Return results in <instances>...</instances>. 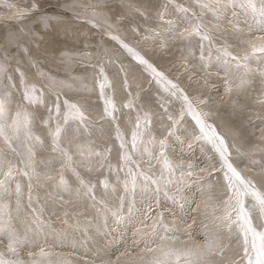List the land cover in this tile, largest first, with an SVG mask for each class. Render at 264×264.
Segmentation results:
<instances>
[{"label": "bare ground", "instance_id": "6f19581e", "mask_svg": "<svg viewBox=\"0 0 264 264\" xmlns=\"http://www.w3.org/2000/svg\"><path fill=\"white\" fill-rule=\"evenodd\" d=\"M175 1L192 6L190 0ZM173 2L174 0H0V66L4 69L3 87L12 93L14 103L22 99L21 73L25 84H35L38 88H43L45 106L30 108L41 117L47 115L46 108L56 101V96L52 93L60 94L62 111L65 99L80 105L92 122L89 126L90 136L86 139L92 141V147L101 152L111 147L109 162L118 166L119 142L115 140L117 121H113L104 111L100 83H105V95L111 97L119 109L115 115L120 118L118 122L126 140L130 139L137 110L152 113L151 131L160 138L166 134L167 128L172 127V121L167 118L168 113L176 119L182 106V102L158 84L146 66L122 46V43L126 44L168 80L178 85L199 110L208 113L207 122L227 142L231 162L243 176L251 178L257 187L264 189V86L255 71L256 65H253V73L250 74L253 83L238 89V82L233 81L231 92L226 91L228 85L225 73L219 64L213 63L205 68L199 60L198 48L190 53L183 42L179 39H168L163 32L165 22L176 20L179 15L173 12ZM165 3H168L169 14L161 21L158 14ZM180 26L185 27L183 24ZM152 30L160 31L166 43H162ZM261 35L254 32L245 39L258 43L257 38ZM232 50L242 55L250 49L248 44H242ZM8 77H11V81ZM214 86L219 87L213 89ZM130 99L134 107L125 108L124 105ZM162 103L166 104L168 113L161 107ZM24 106L29 107L27 104ZM38 130L44 131L42 127ZM198 132L195 122L185 114L177 131L183 144L177 142L175 137L168 140L174 150L169 152L172 160L184 166H194V175L190 178L192 184L184 190L186 200L183 208L161 195L158 204L155 200L145 202L151 205V212H147L145 203H141L138 196L136 207L139 211L129 216L125 208L124 222L117 224L115 218L109 216L107 229L97 232L89 224V221L91 224L97 222L90 200L76 199L74 194L69 196L67 193L61 194L63 199H60L55 188L57 176L52 179L42 178L43 186L35 188L33 194L38 193L42 198L44 216L51 221L56 233L66 235L63 238L56 235H49L46 239L41 237L24 246L31 250L37 245L42 254L45 250L56 254L62 248L70 249L61 252L60 256L58 253L53 264H70L69 255L74 251L80 254V258L87 255L108 264L114 243L121 236L129 234H134L141 249H145L146 244L160 243L181 250L203 247L205 243H197L193 239L196 230L186 220L188 213H196L202 220L215 226L214 216L222 214L221 202L225 198L226 187L223 171L217 165L218 154L204 141L194 139ZM146 160L147 157L141 163V169L158 173L159 165L153 161L154 167L149 169ZM79 171L83 177L96 183L98 199L104 195L99 181L107 175L117 189L109 203L116 204L115 197L122 193L123 185L116 181L115 174L108 172L107 164L94 171L99 178H94L93 172L83 168ZM65 176L75 189L78 186L75 178L68 171ZM120 177L122 181L123 172ZM24 183L27 194L26 181ZM219 192L224 196L221 197ZM87 205L90 206V212L85 211ZM71 206L77 210L72 212ZM63 207L64 210L70 207L68 211L72 217L79 215L78 210H83L84 213L73 220L66 217L55 219V211ZM161 213L163 225L174 229L168 235H175L177 239H189L177 244V239L173 243L162 242L158 236L152 237V224ZM253 219L257 228H264V222H261L258 214ZM77 222L81 229L88 228L87 235L75 229ZM157 232L163 234L162 227H158ZM224 237H228V240L223 241ZM224 237L218 239L225 249L226 257H234L232 264H245L241 260V242L238 246L236 243L239 239L234 233H227ZM126 242L127 238L123 239V245ZM157 250L158 256L161 254V245ZM0 251L8 256L7 239L4 236H0ZM116 257L119 264H149L136 259L125 250L117 252ZM42 259L38 258L28 264H41ZM223 259L225 256L216 260L221 262ZM220 262L218 264H223Z\"/></svg>", "mask_w": 264, "mask_h": 264}, {"label": "snow or ice", "instance_id": "6c2138e0", "mask_svg": "<svg viewBox=\"0 0 264 264\" xmlns=\"http://www.w3.org/2000/svg\"><path fill=\"white\" fill-rule=\"evenodd\" d=\"M190 3L191 7L184 4L174 5L173 12L179 15L176 20H167L166 27L163 28L168 39H179L190 53L198 48L199 60L205 68L213 63L219 64L225 73L228 92L232 90L233 81L238 82V89L253 83L250 74L253 73L254 64L264 86V0H190ZM168 14V3H165L158 14L160 20L164 21ZM181 24L185 27L181 28ZM152 31L155 36L160 37L162 43H166L160 31ZM254 32L262 34L257 38L258 43L245 39L251 37ZM242 44H248L250 50L244 51L242 55L234 53L232 49ZM122 46L144 64L156 82L172 97L180 100L182 106L179 117L174 119L168 113L166 104H161L165 113H168V120L172 121V127L167 128L166 134L160 138L151 131L152 113L137 110L130 139L126 140L118 122L120 118L115 115L119 109L113 99L105 95V83H100L104 111L113 121H117L115 140L119 142L118 166L109 162L111 147L101 152L92 147V141L86 139L90 136L89 126L92 122L80 105L65 99L62 111L60 94L52 93L56 96V101L46 108L47 115L41 117L37 111L30 108L45 106L44 89L35 84H25L21 73L22 99L14 103L12 93L3 87L4 69L0 66V236L6 237L7 253L10 254L6 256L4 251H0V264H25L19 257L24 245L41 237L46 239L49 235L60 238L66 235L56 233L51 221L44 216L42 198L38 193L33 194L35 188L43 186L42 178L52 179L57 176L55 188L60 199H63L61 194L67 193L69 196L74 194L76 199L90 200L97 222L91 224L89 221V224L97 232L107 229L109 216L115 218V223L120 224L125 219V208L129 216L139 211L136 207L138 196L141 203L155 200L158 204L162 195L183 208V202L186 200L184 190L192 184L190 178L194 175V166L175 163L169 156V152L174 150L168 140L175 137L177 142L183 144L177 136V131L185 114L189 115L198 127L199 132L194 139L204 141L218 154L226 187V195L221 202L222 214L214 216L215 231L205 236L203 247L181 250L162 244L161 254L153 256L149 264H208L209 256L224 253V247L218 239L220 230L230 235L234 233L240 240L241 260L245 264H264V228H257L253 219L254 215L258 214V218L264 222V189L257 187L251 178L243 176L231 162L227 142L215 127L207 122L208 113L199 110L178 85L168 80L139 53L126 44L122 43ZM8 80L11 81V77H8ZM124 107L132 109V99ZM41 127L43 132L38 130ZM146 157L149 169L154 167L153 161L159 165L158 173L141 169L140 165L145 162ZM105 164L108 172L115 174L116 181L123 185V191L115 197L114 205L110 204L109 200L117 189L107 175L99 181L104 195L98 199L96 183L83 177L79 171L81 168L88 172L98 171L105 167ZM66 171L75 178L78 185L75 189L65 176ZM121 172L124 173L122 181ZM145 210L151 212V205L145 203ZM162 220L161 213L159 218L154 220L150 235L158 236L162 242L174 243L178 237L168 235L174 232V229L163 225ZM158 227H162L163 234L157 232ZM204 227L208 229V225ZM75 229L87 235L88 228L81 229L79 222L76 223ZM148 251L153 252L155 249L148 248Z\"/></svg>", "mask_w": 264, "mask_h": 264}, {"label": "rangeland", "instance_id": "374dc122", "mask_svg": "<svg viewBox=\"0 0 264 264\" xmlns=\"http://www.w3.org/2000/svg\"><path fill=\"white\" fill-rule=\"evenodd\" d=\"M178 1L173 2V4H178ZM1 8V6H0ZM2 9H0L1 11ZM219 86H214L213 89H217ZM216 91L214 90L213 93H215ZM212 93V95H213ZM245 159V158H244ZM246 160V159H245ZM217 165H220L219 162L217 163ZM94 175V178H99V176H97V174L95 172L92 173ZM221 195V192H219ZM224 195H221V197H223ZM70 208V207H69ZM64 210L63 209H58V211H55V219H59L62 217H66L70 220H73L75 218H79L84 211L83 210H78V214H75L72 216L69 215V211L68 209ZM72 208V212L73 210L76 211L77 208L74 206H71ZM90 206L87 205L86 206V212H90L91 210H89ZM192 219V221H190ZM189 222L192 223V227L196 230L195 235L193 237V239L195 240V242L197 243H205V236L207 234H209L212 231H215V226L213 224H210L206 221H204V219L202 220V218L200 216H198L196 213H188V217L187 219ZM210 222V221H209ZM205 225H208V229H205ZM228 232L220 230L218 232V238L219 237H224ZM127 238V242L126 244L123 245V239ZM135 236L134 234H129V236H121L120 238L117 239V241L114 243V245L112 246L113 248L110 250V259L107 261L109 262L108 264H119V260L118 257H116L117 252H120L121 250H125L126 252H128L131 256H135L136 259H141V261H143L144 263H149V260L153 257V256H157L158 250L157 248L160 247V245H162V243L160 244H153V245H149L146 244L145 249H141L140 246L137 245L136 241H135ZM189 239L188 237H184V238H179L177 239V244L182 243L183 241ZM228 237H224L223 241H227ZM91 243V241H90ZM237 246L240 245V240H237ZM38 246H33V248L31 250H28L29 248L27 247H23L22 250H20L19 252V257L20 259H22L23 261H25V264L30 263L33 260H36L38 258H43L41 260V264H53V262H56L57 260V254L59 253V256L62 254L61 252L64 251H69L70 249L68 248H62L60 249V252L58 251L56 254H51L50 251H44V254L40 253V250H38L37 248ZM148 248H153L155 249V251L153 252H149ZM218 252V251H217ZM228 252V251H226ZM8 255H10L8 253ZM79 253L78 252H73L72 254H70V258H69V262L70 264H106V262H99L97 259H94L91 256H87V255H82L83 258L79 257ZM220 256H225V259H223V261H217L216 259H218V257ZM208 259V264H218L223 263V264H232L234 257L233 258H228L226 257V253H225V249H224V253L222 255L220 254H212L210 257L207 258Z\"/></svg>", "mask_w": 264, "mask_h": 264}]
</instances>
